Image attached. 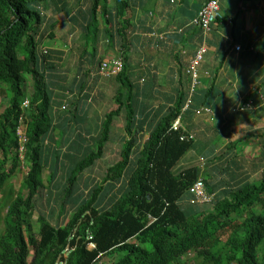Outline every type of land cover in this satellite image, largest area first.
Segmentation results:
<instances>
[{
    "label": "trees",
    "instance_id": "obj_1",
    "mask_svg": "<svg viewBox=\"0 0 264 264\" xmlns=\"http://www.w3.org/2000/svg\"><path fill=\"white\" fill-rule=\"evenodd\" d=\"M194 1L189 20L157 34L148 0H0V98L7 99L0 113V264H100L113 251L124 255L111 264H187L188 254L197 259L194 264H264L263 130H247L252 135L261 131L257 156L246 161L250 175L222 163L210 134L201 149L210 159L205 164L210 175L222 174L209 190L214 200L188 205L191 210L181 207V198L199 177L197 156L187 155L199 145L186 138L200 124L197 117H205L198 107L214 111V128L264 118V47L256 33L218 58L236 67L228 71L231 78L242 63L263 75L247 71L251 83L243 88L239 83L240 102L226 97V85L214 84L215 93L213 86L201 93L186 75L196 53L212 46L211 34L230 29L225 44L234 45L236 21H242L245 4L253 8L255 0H233L228 9L218 0L220 16L208 35L192 21L211 0ZM84 2L88 5L79 8ZM178 5L167 0L164 6L169 12L191 9ZM46 8L63 15L70 35L78 34L82 51L72 65L65 64L66 52L44 46L55 41L52 30L58 24ZM100 37L123 58L124 68L115 78L101 74L102 64L110 60L100 55ZM181 38L197 42L179 47ZM172 40L177 44L172 46ZM84 42L92 43L93 50ZM207 53L196 70L208 76L216 71L203 67ZM164 54L174 68L160 71L161 77L156 60ZM177 67L185 76L174 87L170 82ZM27 77L33 89L29 95ZM110 78L117 83L114 105L99 115L92 109L100 98H93L94 91ZM20 118L26 139L22 158L16 135ZM177 119L179 127L172 130ZM118 127L124 132L122 148L113 131ZM179 162L191 167L173 174ZM100 163L102 175L90 174ZM17 174L24 178L16 192L12 180ZM255 175L260 179L255 181ZM54 207L61 216L52 224Z\"/></svg>",
    "mask_w": 264,
    "mask_h": 264
},
{
    "label": "crops",
    "instance_id": "obj_2",
    "mask_svg": "<svg viewBox=\"0 0 264 264\" xmlns=\"http://www.w3.org/2000/svg\"><path fill=\"white\" fill-rule=\"evenodd\" d=\"M233 0H221L220 1V5H224L226 7V9H228L229 5L228 3L231 4ZM240 1V0H239ZM178 2V6L176 7V9H178L182 4H185V6H190L191 9L185 10L184 8H180L179 11H173V12H169V10L166 8L164 5L165 3H167V0H148V5H147V9H150L148 12L149 17L152 18L154 16L155 20L153 22V24H155V28L156 33L157 34H162L165 32L166 28H169L170 26H179L181 23L185 22L186 20H189V18L193 15V13L195 12V8H193V6L196 4L194 0H187V2L182 3V1L179 2V0H177ZM155 4V5H154ZM153 6L156 7V11H153ZM163 7H165V9L167 11H163ZM197 10V9H196ZM253 11H257V15L254 14H249L247 13V10H244L242 12L243 15H241L240 19L242 21H236V24L238 27L237 28V32L238 35L236 37V35L234 36L233 41H235L234 45L231 47L227 44H225L232 35V31L230 29H224V30H219L217 31L215 34H211V37L209 38V40H212L213 37H215L212 40V43H210L212 46H209L208 48V55L205 62V65L203 66L206 69H211L212 71H216L212 74H209L207 77H204L203 80L201 79V84L200 86L197 88V91H200L201 93L203 91H205L206 88L213 86V92L215 93V89H214V84L215 86H217L218 84L221 85H226L223 87V91L227 96V94H229V97L231 100L236 98L239 100L241 99V90L242 88L245 86V84H250L251 83V78L248 75L247 71L252 72V70L248 67H244V65H248V64H241V68L238 69V71H236L233 75L232 78L229 76L228 71H230L231 68L235 69L236 67L233 65L232 67H228L231 64H227V63H223L221 64V62L218 60L220 54L224 53L226 54V48H231L233 49L234 46H243L244 41H246L247 39H250V37L252 36V34L256 33L259 37L258 42L261 40V46L264 47V0H255L254 1V6H253ZM147 12V11H146ZM164 13V14H163ZM151 14V16H150ZM156 14H161L160 16L157 17ZM214 27V25H212ZM158 27V28H157ZM212 30V29H211ZM168 33V29L167 32ZM187 34H190V32H185ZM177 35L171 36L173 38H175ZM180 43L178 44H184L183 46H185L186 48H188L191 43L192 46H195L197 40L194 39L192 42L190 41H183L182 38L179 41ZM172 46H174L175 43L172 40ZM222 44V45H221ZM182 47V46H179ZM81 48H75L74 50L71 49L70 44H68V46H64L63 49H60L62 52H66L64 55L67 57H71L73 60H75L76 56H80ZM75 50L78 51V53L75 54ZM168 51V50H167ZM262 54H264V49L261 50ZM69 54V55H68ZM228 54V53H227ZM238 54V53H236ZM229 56V54H228ZM163 60L160 58V55L158 57V62L156 60V64L158 65V74L163 77V75L161 73L164 72V70L166 71V68L168 67L169 72L171 71L172 68H174V62L173 64H171V59L167 57V54H164V57H162ZM109 59V58H107ZM64 60V58H63ZM111 60V59H110ZM264 60V59H263ZM169 64V65H168ZM72 65V63H71ZM148 66V65H146ZM255 67H253L254 69ZM161 71V73H160ZM218 73V74H217ZM253 75L255 74V76L259 75V72L257 70V72H252ZM215 74H217L216 77ZM263 75H261L262 77ZM161 77L159 78L161 81ZM171 85L175 87V85L177 84V81L175 78H171ZM244 83L242 85L241 90L239 89V83ZM253 85V84H251ZM250 85V86H251ZM232 90V91H231ZM229 91V92H228ZM231 92V93H230ZM212 99H208L207 103H210ZM206 107V106H204ZM198 108H203L202 107H198ZM95 111V110H94ZM96 113V111H95ZM93 114V113H92ZM198 119H202L200 121V124H197L198 126H194L195 128H193V130H191L190 132H192L195 135V138L202 142H205L207 140H209L210 134L212 132V125L211 123H209L206 119V117H199ZM259 123V122H257ZM256 123V124H257ZM210 124V125H209ZM244 127L243 125L238 126L237 128H242ZM122 128V127H121ZM217 131L222 132L223 128L222 125H220V127L217 128ZM124 138V135L122 134L119 137V141H122ZM121 146V145H119Z\"/></svg>",
    "mask_w": 264,
    "mask_h": 264
},
{
    "label": "rangeland",
    "instance_id": "obj_3",
    "mask_svg": "<svg viewBox=\"0 0 264 264\" xmlns=\"http://www.w3.org/2000/svg\"><path fill=\"white\" fill-rule=\"evenodd\" d=\"M72 5H73V8H76V6H74V3H72ZM86 5H88V4L86 2H84L83 5H79L78 7L82 8L83 6H86ZM244 7H245V10L248 11L247 13L257 15V11H253V8H250L249 3H246ZM45 13L47 14V16L53 17V18H55L58 21V24L52 30V31H54V34H55V41L46 39L47 41L44 43L45 48H57V49L60 48V49H63L64 46H68V44H70L72 50H74L77 47L81 48L80 39L77 38L78 34H75V35L72 34L73 36L70 35L72 32H69L70 28H69L68 24L65 22V19H64L62 14H54V12L50 8H46L45 9ZM140 16H142V15H140ZM105 43L106 42H104V40L100 37V39H99V44L100 45H99L98 49H100V55L104 59L107 60V58H109V59L122 58V56L119 55L118 48H116V49H108L105 46ZM91 44L92 43H90V46H89L88 43L84 42V47L86 49L93 50ZM80 50H82V48ZM74 52H75V54L78 53L77 50H75ZM97 54L99 56V53H97ZM78 59L79 58H77V56H76L75 57V62L78 61ZM66 60H67L68 65H70L72 63V61H73V59L71 57H67L66 56L65 64H66ZM133 60H135V58ZM248 68H250V67L248 66ZM176 69L180 70L179 67H177ZM250 69H252V67ZM186 75L189 78H191L187 74V72H186ZM184 76H185L184 69H182L180 71L174 70L173 74H172V79L175 78L176 81H177V84H179L178 81H180V82L184 81V80H182V78ZM205 76L206 75L203 74L202 72H201V74H199V72H197L196 83H201V79L203 80V78ZM257 77L260 78L261 77V73H259V75ZM185 82H187L186 78H185ZM101 83L102 84H100V86L102 88L98 84V89L97 90H95L93 87H90L91 90H93V89L95 90V94H94L95 96L94 97L95 98L100 97L97 100V102L93 104L92 109H94L99 115H103V114L105 115L106 112L110 111V109L113 108V105H114L113 104V96L115 95V92H116L117 83L116 82L115 83L111 82V78L110 79H103V81ZM24 87L26 89V93L28 95L31 94L33 89H32V81H31L30 77H27V81H26ZM101 92L103 94L100 96ZM6 104H7V99H6L5 95H2L1 98H0V113L4 110ZM199 117H204V116L203 115L202 116H198L197 118H199ZM260 125H262V122H259V123L255 124V126H260ZM113 131H115L114 133H116L117 135L119 134L120 136L123 134V131H122L121 127L113 129ZM217 141H222V140H221V138L219 136L216 135L215 139L211 141L212 145L217 143ZM116 142H117V139H116ZM197 143H198L199 147L198 148H193L192 147L191 152H189V154H187V155H195V156H197V158H201V156H202V157L205 158L204 165L210 163V159H208V157L205 154V152L203 151V149H201L204 146V144H202L199 141ZM195 145H196V143L193 144V146H195ZM106 146L108 147V145H106ZM252 146H253V148L255 147V145H252ZM256 146L259 147V144H258L257 140H256ZM120 148H122V146ZM112 160L115 161V159H112ZM197 165H198L197 167H199V172H201L203 169H206L207 173L211 174V171H208V168H206L204 166H200V162H197ZM180 168H182V167H180ZM103 169H104V166H103V164L100 163L98 165L93 166V168H91V173L90 174L93 173L96 177H100L102 175V173H103L102 172ZM87 173H88V170L85 172V175H87ZM44 176L46 178V175H44ZM218 177H220V175ZM23 178H24V175L17 174L15 176V178L12 180V187H13V190H15L16 192L22 186ZM23 194L25 195V191H23ZM56 203H59V202L56 201ZM181 207L183 209H185V210H187V209L191 210V207L189 208L186 204H183V203H181ZM1 215L3 216V212H1ZM60 216L61 215H59L56 212V208L54 207L53 219L51 220L52 224H55L56 223V219L60 218ZM123 255H124L123 251H113V252L109 253L108 255H106L105 257H103L102 260L100 261V264H111L112 262L118 261ZM185 260H186L187 264H194L195 262H197V259H195V257L192 254H188L186 256Z\"/></svg>",
    "mask_w": 264,
    "mask_h": 264
},
{
    "label": "clouds",
    "instance_id": "obj_4",
    "mask_svg": "<svg viewBox=\"0 0 264 264\" xmlns=\"http://www.w3.org/2000/svg\"><path fill=\"white\" fill-rule=\"evenodd\" d=\"M199 11H198V13H199ZM198 13H197V15H198ZM210 31H211V27H210ZM210 31H209V33H210ZM236 47H240V46L236 45L233 48H236ZM207 51H208V48L206 49V53H207ZM116 59H119L122 61L121 58H116ZM112 60H114V59H111L110 62ZM203 60H204V57H203ZM122 66H123L122 67V69H123L124 68L123 61H122ZM116 76H118V75L108 76V77H114L115 78ZM205 77H207V75ZM189 80L192 83V79L189 78ZM200 84L201 83H196L193 88L196 90L200 86ZM94 94H95V91H94ZM94 96L95 95H93V98H94ZM238 102H240V99L238 100ZM21 106H22V109H24V110L26 108H28L29 101H28L27 97L22 102ZM184 109H186V107H184ZM202 111L205 112V117H206L207 121L209 123H211V125H212V123H213L212 121L214 118V111L210 107H203V108H200V111L198 113H200ZM22 118H20L18 120L19 127H18L17 132H16V135L18 136V141H17L18 145H19L20 137L25 138V136H24V133H25L24 129L25 128H24V124H22V122H23ZM257 122H262V125L255 126V124ZM238 126H240V125H235V124L233 125L230 122L229 123L223 122L222 123L223 131L219 132V131H217V128H214V126L212 125V128H213L212 132H211L212 140H214L215 136L217 135L221 138L222 141H217V143H215L214 145L211 144V148L214 146H217V153H218L219 157L221 159H224V160H222V163H224L225 165L228 164L232 170H234L235 172H238V173H242V172L244 173L245 172L246 174L250 175V173L246 172V167H248V163L246 161L248 159H250L251 157L254 158L257 156L258 147L256 146V140H258L257 137L261 133V131H260V133H258L256 135H252L251 132L247 131V130L250 126H253L255 128H259L260 130H263V132H264V118L260 117L258 119V117H256V122H252L249 125L243 124L244 127H242V128H237ZM178 127H179V119H177L172 124L171 128H172V130H177ZM123 135H124V132H123ZM186 138L188 140H193L194 143L198 142V140L195 138V135H193L192 133L190 134V132H188ZM182 139H184V138H182ZM117 142L121 146H123L125 143L124 140L119 141V139H117ZM252 145H255V147L253 148ZM24 154L21 156V158L24 156ZM196 162H200V166L206 167L204 165V160H203L202 156H201V158H198ZM197 166L198 165L196 163V165L194 167H197ZM180 167H182V168H180ZM190 167L191 166L188 162L187 163L181 162L180 164H178L177 166L174 167L173 174H178L181 170L187 169ZM197 168L199 171V167H197ZM208 171H211V170L208 169ZM221 176H222V174L220 175V177H218L216 175H210L209 173H207L206 169H203L201 172H199V177H197V179L194 181V183L186 190L184 196L181 198L182 203L186 204L187 206L190 205V206L194 207L195 204L203 205V204H207V203H210L211 201H213L215 194L209 193V190L214 189V185L216 183H218L220 178H222ZM253 178H255V181L260 179V177H258L256 175ZM198 184H200V191H201L200 195H197L196 192L194 191L195 187ZM212 192H214V191H212ZM216 193L218 194V192H216ZM149 218H150L151 223L155 220V219H152L150 216H149ZM88 248L93 249L94 246L92 244H89ZM64 254H65V252H64ZM58 263H59V261H58Z\"/></svg>",
    "mask_w": 264,
    "mask_h": 264
},
{
    "label": "built area",
    "instance_id": "obj_5",
    "mask_svg": "<svg viewBox=\"0 0 264 264\" xmlns=\"http://www.w3.org/2000/svg\"><path fill=\"white\" fill-rule=\"evenodd\" d=\"M220 12H219V5L218 0H211L206 5L203 6V8L199 11L196 18L193 19L192 25L199 28L202 32L206 33L207 35L210 31L211 25L219 18ZM238 49V47H236ZM206 53V48L202 47L200 49L195 57L190 62L189 68L186 71L187 74L192 79V87L196 84L197 80V66L202 62L204 54ZM122 61L119 59H114L110 63H103L101 66V74L104 77L108 76H115L118 75L122 71ZM26 139L24 137H20L19 139V155L20 157L25 153L24 144ZM194 191L197 195L201 194L200 191V184H198Z\"/></svg>",
    "mask_w": 264,
    "mask_h": 264
}]
</instances>
